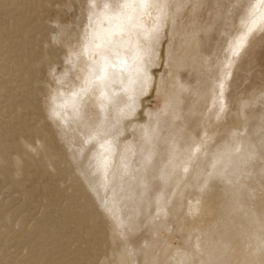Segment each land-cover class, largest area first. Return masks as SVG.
Segmentation results:
<instances>
[{"label":"rangeland","instance_id":"374dc122","mask_svg":"<svg viewBox=\"0 0 264 264\" xmlns=\"http://www.w3.org/2000/svg\"><path fill=\"white\" fill-rule=\"evenodd\" d=\"M0 1V40L12 60L5 71L22 75L23 90L5 103L17 106V119L28 120L32 133L39 130L49 139V146L40 143L31 152L29 167L19 170V180L26 176L25 182L6 184L9 193L17 191L15 209L3 196L7 192L0 198L5 205L1 215L10 213L8 209L19 213L18 217L23 215L16 224L21 225L10 231L23 242L30 264H55L51 253L58 258L56 264H107L112 255L109 236H118L112 222L116 216L124 217L127 227L122 228L131 232L129 236L146 241L152 251L145 257L142 245L135 264L151 261L166 244L172 250L183 248V232L191 227L190 208L201 200L219 208L222 217L228 214L224 218L230 222L237 221L239 214L240 221H254L264 208L256 205L264 200V21L250 29L239 49L231 46L243 32L245 14L256 0H155L158 7L168 10V16L159 33L157 64L151 70L154 84L149 94L136 101L139 108L119 139L121 146L128 145L127 162L116 161L110 189H99V200L83 190L80 198L71 201L67 197V176L74 172L71 156L92 133L100 114L94 97H89L83 118L90 124L78 121L64 127L50 117V109L55 100L79 89L88 72L83 50L95 12L117 9L124 0ZM20 87L8 83L0 93L15 94ZM14 124L18 129L19 124ZM189 152L192 158L180 178L172 173L167 183L162 181L159 171L171 155ZM159 193L168 199L165 213L156 210L154 198ZM113 196L115 206H108ZM250 203L255 204L253 208ZM226 208L235 211L230 215ZM261 224L264 228V218Z\"/></svg>","mask_w":264,"mask_h":264},{"label":"bare ground","instance_id":"6f19581e","mask_svg":"<svg viewBox=\"0 0 264 264\" xmlns=\"http://www.w3.org/2000/svg\"><path fill=\"white\" fill-rule=\"evenodd\" d=\"M121 2L120 7L117 9L106 7L104 11L99 13L95 12V16H93L92 19L93 25L89 29L88 39L83 50L88 60V72L79 89H75L69 96H66L62 100H55L50 109V117L54 121H59L63 126L69 123H77L78 121H83L86 125H89L90 122L83 118V116H85L83 115L84 105L86 101L89 100V97H94L100 114V119L95 121L94 129H91L92 133L84 137L85 142L77 149L76 153L71 156V164L74 172L73 174L68 173L67 176L68 180H70V193L67 196L69 201L80 198L79 196L83 190L92 192V195L99 200L98 190L100 189L105 192L110 189V184L113 182V176L110 174L115 168L116 161L119 159L123 164L127 162L125 159L127 158L128 145L124 143L123 146H121L119 139L128 130H126L127 120L133 116L134 109L136 107L139 108L136 101L145 93L148 92L149 94L154 84L155 77H153L151 70L157 64L158 48L161 45H159V33L165 26L168 10H165L163 6L158 7L155 0H124ZM151 4H154L152 9L149 8ZM245 19L244 23L246 26L243 32L235 40L234 44L232 42L233 45H230L231 48L236 50L241 47V44H244L250 29L263 23L264 0H256L252 7L247 10ZM3 33L4 32H2V35ZM3 47L4 42L0 40V91L3 86L8 83L15 82V84L20 87L21 83L19 82L22 77V75L20 77L17 73L15 74L8 68L5 71L6 66H9V62L12 60L9 59V55H7L8 51L5 53ZM21 87L15 94L11 93V91H8V94L4 92L0 93V118L3 119V125H1L2 123L0 124V198L7 192L6 195L3 196L11 201V206L13 207L15 203H17V196L15 194L17 191L14 194L9 193L6 184L13 182L16 184L19 182L24 183L26 176L19 180V170L25 171L26 168L29 167L32 157L31 152L35 151L34 149H36L37 145L40 143L41 146L42 143L45 146H49V139L46 137L45 133L42 135L39 130V132L34 131L32 133V126H30L28 120L25 121L23 118L17 119V115H19L18 111H20L17 110L18 108L16 109L17 106L12 107L10 105L9 107L5 103L14 99L15 95L23 92ZM95 91L99 93L98 96H96ZM55 116L58 119L55 118ZM19 117L20 115L18 118ZM15 118L17 120H15ZM14 123L19 124V126L16 124L18 129H16L17 127L14 126ZM185 150H187V148ZM54 155L59 156L58 151H55ZM171 156L172 158L170 161L159 171L162 181L166 183L169 181L170 174L176 173L179 175L182 170H186L188 161L192 158L190 152L189 154L180 153V155L176 157L173 155ZM57 174H61L60 168H57ZM181 175H183V173ZM182 177L183 176H181V178ZM174 185H172V189ZM197 187L198 186H196V188ZM120 189L122 190V188ZM172 189L170 187L169 190L171 191ZM201 190L204 191L202 188ZM111 191L113 190L111 189ZM173 191L174 190H172L170 194ZM114 192H112V194ZM231 194L232 193H230V195ZM107 195L109 196V194H106V196ZM166 195H168V193ZM128 197L130 196H127V198ZM165 198L163 193L157 194L154 198L157 212L165 210V202L168 200ZM237 198H239V196ZM123 199L125 200V198ZM224 199L226 198L224 197ZM115 200L114 196L111 197L110 200H108L110 201V205L108 206H115ZM169 201H171V199H169ZM263 201L264 200H258L256 205L260 203V205L264 207ZM199 203V205L197 204V206L190 208V212L188 211L192 220L189 221V225L191 226L190 229L188 231L185 229L182 235V238L184 236L183 248L172 250L170 247L168 248V244H166L167 247L163 246L162 248H160L161 245L156 246L157 249L158 247L160 248L159 255L155 256L152 260L150 258L151 261H145L146 263L144 264H264V228L261 224L264 218V208L262 206L263 209L257 212L256 216L250 215L255 216L254 221L246 223L245 221H240V214L239 217L237 216L238 214H235L238 219L237 221H235V219L234 222H230L228 219L224 218L226 215L228 216V214L222 217L218 210L219 208L215 209L214 207L213 209L208 207V203L204 204L202 200L199 201ZM251 204L255 205L254 203H250L248 206L251 207ZM17 205L18 204H16V206ZM248 206L246 207L248 208ZM4 207L5 205L0 203V264H30L28 262L29 257L27 256L28 251L26 252V247L22 246L23 244L21 245L23 242L20 241V243L14 231H10V229L15 227L18 219L23 215L18 217L19 213L18 215L14 214L10 209H8L10 213L7 212L5 215H1L4 214ZM13 207L12 209H15V207ZM234 211V208H226V212H229V214ZM253 211L251 214L254 213ZM239 213L242 215V212ZM123 218V216L112 218V222L116 227L114 224L112 225L119 229L118 231L117 229L114 231L118 233V236L111 235V232L109 233L110 236L108 235L110 237L109 247L112 255H110L107 264H131V261L133 264L136 260L139 261L138 253H140V251L142 252L143 246H145L146 249L143 250V253L146 254V256L143 254L145 257H147V253L149 256V253L151 254L152 252L145 240V242L139 241V243L134 237L129 236L131 233L130 231V233L126 229V231H124L122 227L123 225L126 226V223ZM25 219L28 218L25 217ZM151 220L153 222L154 219L152 218ZM242 220L244 219L242 218ZM162 221L164 222L165 219ZM150 223L151 222H149L148 228L152 226H150ZM111 229L110 231H113ZM141 235L140 237H142ZM117 237L119 239L122 238V242L119 243L118 241L117 243L115 241ZM142 239H146V237ZM10 247L12 249H9ZM105 248H107V246ZM149 250L150 252H148ZM107 253H109V251ZM53 254L51 253L49 258L58 263V258ZM35 263L33 262L32 264ZM37 264L39 263L37 262Z\"/></svg>","mask_w":264,"mask_h":264}]
</instances>
